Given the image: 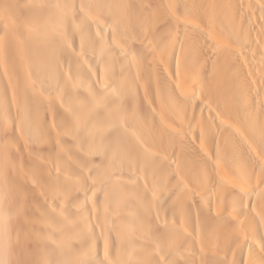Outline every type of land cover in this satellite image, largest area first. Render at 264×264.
<instances>
[{
  "label": "bare ground",
  "instance_id": "bare-ground-1",
  "mask_svg": "<svg viewBox=\"0 0 264 264\" xmlns=\"http://www.w3.org/2000/svg\"><path fill=\"white\" fill-rule=\"evenodd\" d=\"M0 264H264V0H0Z\"/></svg>",
  "mask_w": 264,
  "mask_h": 264
}]
</instances>
